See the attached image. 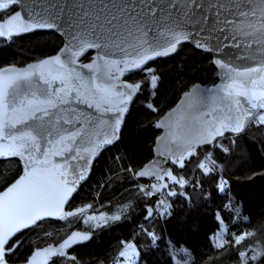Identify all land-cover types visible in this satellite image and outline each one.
<instances>
[{
	"label": "snow or ice",
	"instance_id": "1",
	"mask_svg": "<svg viewBox=\"0 0 264 264\" xmlns=\"http://www.w3.org/2000/svg\"><path fill=\"white\" fill-rule=\"evenodd\" d=\"M15 0H8V3H0V9L11 10L14 6ZM113 7H118L113 5ZM119 7V11L124 13L125 8ZM207 7L209 10L216 9L217 5L211 0L206 5H195V9H203ZM239 8L240 5H235ZM159 11L163 13L168 9L173 16L171 19L165 17L167 22V32L171 39L167 42V47L161 46L155 41V37L150 41L147 37L149 32L145 30L144 24L136 20L135 17H128L136 24V32L139 37H134L145 51V55L138 57L137 61L129 62L124 60L126 65L124 68H116V71L121 75L132 71H139L144 73L141 76L140 84H117L110 83L107 86L96 85V72L91 71L92 66L88 64L79 65V68H88L91 72L90 76L83 75L77 67L75 57L83 54L88 48L95 47L97 49L110 46L113 42L111 37L99 36V41L96 43L83 42L81 50L72 52L71 45L68 44L60 49V54L51 56L48 59L39 61L38 65H30L29 69H39L37 71H20L6 78L0 80V158L18 157L21 162H25L24 174L20 175L15 183H11L5 193L0 194V264H8L9 256L19 247L22 241L15 240L16 234L21 230H31L39 224L45 222L48 218L56 216L60 212L66 202L70 203V196L73 193L71 186L72 182L67 180V176L71 173L65 166L69 161L83 160L79 152L73 154L72 145L69 142H74L80 137L81 133L77 128H83L84 124L81 121L85 120L84 112L78 110L80 105H87L89 109L93 108V104L88 97L82 94V89L88 87V81L96 88V91L101 93V98L105 103H109L113 96L121 97L119 107H107L105 112L112 113L109 116V121L112 122V132L110 138L99 142L96 147L100 145L113 144L119 137L118 133L121 131L123 118L126 116L127 105L134 97L132 93H137L147 90L148 95H151L157 85L158 76L154 74V69L146 68V61L158 57L170 55L175 51L177 45L183 41L197 39L201 33H207V39L200 42L197 39L196 46L204 49L205 43L209 46L207 50L214 52L213 63L221 68H228L225 73L229 83L223 86V91L227 96L231 97L236 105H240V97L244 99L247 104L246 108H238L240 115L235 119L219 122L216 126L211 127L205 131L204 138L197 141L196 145L189 144L187 155L189 162L193 155L197 159L200 158L199 150L204 145H212L210 151L215 152L217 147L225 154H230L232 146L225 147L223 140L217 144V140L225 137L227 132L232 133V145H235L242 132L247 125L255 124L258 127L264 128V67H239L233 66L237 61L246 59L243 51H241L238 37L250 35L243 34L235 27V17L231 19L228 16H221L219 13L210 17L208 14H198L195 9L184 11L180 3L174 0H168L166 5L157 6L156 8H149L147 11ZM231 11V9L229 10ZM181 13H183L181 15ZM243 15V13H239ZM12 20L15 24L10 25L8 31L0 30V37H11L16 34H22L29 31L31 28H50L53 25L44 21H36L32 18L22 19L20 12H15ZM211 21V23H209ZM234 33V34H233ZM131 34V33H129ZM115 35V34H113ZM75 39V37H73ZM146 46V47H145ZM160 48V51H156ZM122 50V49H121ZM152 51L153 56H148L147 52ZM264 53V49L260 50ZM71 53V56H69ZM61 56L64 57L63 61ZM104 59L103 56L100 57ZM226 59V64H221V60ZM58 66V70L44 74L46 66ZM105 69H110L111 65L105 63ZM99 70V69H97ZM109 80L119 81L120 77L108 71L106 73ZM234 74V75H233ZM150 77V79H149ZM16 81L24 82L26 86L16 84L13 91L10 93L8 88L13 86ZM151 84V88H149ZM34 85V90L32 87ZM31 91L32 98L23 103V113L18 117L8 120L4 119L5 113L2 111L6 108H11L13 113L18 109L14 107L17 102V97L21 91ZM61 93H63L61 95ZM97 109L100 104H96ZM146 107L154 110L153 104L149 103ZM55 116V119H53ZM88 119H92L91 116ZM31 121V124L29 123ZM18 126H23L27 131H21ZM54 136H59L58 140L52 139ZM63 145L58 150L52 151L48 145ZM261 151H264V141L260 143ZM87 151V150H85ZM95 152V147L92 149ZM206 151H209L206 149ZM60 157L63 163H54L50 157ZM180 160V167L183 168V155L178 158ZM220 159V157H217ZM42 165V167H34L33 165ZM176 165V160L173 161ZM207 175L210 172H215L218 167L216 160L211 161L210 167H205L203 161L198 165ZM129 171L133 169L129 168ZM154 173L148 172H134V175L139 177L143 175L152 176ZM170 178L171 185L174 187L179 184L181 188L188 182L184 177L177 179L172 172H166ZM81 179L83 177H80ZM160 176H157V183L151 185L148 189L140 186L139 194L145 199L147 215L144 217L146 222H151L154 216H166L168 214V205L166 200L160 199L156 201V208L151 206L150 198L154 194H163V189L168 188V184H159ZM159 184V186H157ZM227 181H221L217 186L221 192L225 190ZM167 196H174L176 192L169 190ZM80 210L76 212H68V216L77 215ZM63 219V215L59 217ZM219 218V217H218ZM113 221L121 219L119 215L110 217ZM76 234H74L75 236ZM147 237L152 240L153 246H156L162 237H158L155 231H148ZM247 235L245 233L236 237V243L239 244ZM87 233L80 234L79 240L85 241L89 239ZM79 241L70 237L65 240L60 246L59 254L64 255L63 249L68 248L70 244H75ZM123 247H120L117 256L114 258V264H120L122 258L124 264H139L141 254L136 250L135 244L128 242L126 245L121 242ZM219 246V245H217ZM172 247L171 240H169V248ZM258 253H254L252 259H257ZM241 264H246L247 257L245 252H240ZM70 261L75 264V257H68ZM23 264H31L30 260H24Z\"/></svg>",
	"mask_w": 264,
	"mask_h": 264
},
{
	"label": "trees",
	"instance_id": "2",
	"mask_svg": "<svg viewBox=\"0 0 264 264\" xmlns=\"http://www.w3.org/2000/svg\"><path fill=\"white\" fill-rule=\"evenodd\" d=\"M14 9L16 6L0 13V18ZM62 42V37L53 30H36L9 39L0 38V67L12 63L23 65L53 54ZM91 55L92 51H89L83 60H88ZM147 66H153L154 73L158 75V85L149 98L154 110L138 101L139 96L146 97L145 92L137 94L118 140L95 160L89 177L73 195L69 206L88 203L95 208L101 203L105 212L112 216L118 213L121 219L113 221L109 218L90 231L89 239L64 252L75 257L77 264L79 261L82 264L98 261L112 264L121 242L131 241L141 254L139 264H241L240 252L254 245L259 249L257 259L248 258L246 264H264V155L259 151H252L249 169L240 172H226L219 167L218 171L206 175L196 167L197 158L193 155L191 161L194 159L195 170L190 175V171L185 172L190 163L186 159L185 166L179 170L175 168V171L179 176L183 172L185 176L182 177L188 182L183 188H177L176 195L167 196L168 214L154 216L151 222L143 219L146 204L139 188L144 185L148 189L150 187L148 180L135 176L134 172L153 156L154 138L159 133L155 126L158 117L192 84L209 86L217 80V69L211 55L190 43H181L173 55L156 59ZM142 75L144 73L134 71L127 79L141 83ZM250 125L246 129L258 127ZM261 129L264 133V128ZM218 152L220 156L225 155ZM217 154H213L215 160ZM20 172L18 159H0V190ZM222 177L227 179L223 192L217 187ZM72 217L47 219L52 227L44 238L37 237L35 242L31 237L34 228L17 234L13 243L19 238H22V243L8 261H22L34 248L60 241L78 227L67 222ZM222 224L227 229V240L217 246L212 236ZM61 229L68 232L62 233L59 240L52 241ZM148 231H155L163 239L153 246L146 235ZM245 233L251 235L237 244L236 237ZM49 264L60 262L52 257Z\"/></svg>",
	"mask_w": 264,
	"mask_h": 264
},
{
	"label": "water",
	"instance_id": "3",
	"mask_svg": "<svg viewBox=\"0 0 264 264\" xmlns=\"http://www.w3.org/2000/svg\"><path fill=\"white\" fill-rule=\"evenodd\" d=\"M168 0H15L14 6L16 9L9 12L5 17L0 19V30L8 31L10 25L16 23L12 20L15 12L21 13L22 19L32 18L36 21H44L50 23L53 26L50 28H31L29 25V31L22 34H16L13 36L23 35L36 30H54L63 38L61 46L53 54L41 57L39 59L27 62L23 65L6 64L0 67V80H6L7 77L14 75L20 71H37L39 69H29L30 65H38L40 60L48 59L51 56L60 54V49L70 44L72 52L80 51L83 42L96 43L99 41V36L111 37L112 44L108 47L97 49L95 47L88 48L83 51V54L75 57L78 70L87 76L91 75L88 68H79V65L88 64L92 66L91 71L96 72V85L107 86L110 83L117 84V90H119V84H132L134 82L127 79V76L132 72L121 75L116 71V68H124L126 65L124 60L129 62L137 61L138 57L145 55V51L141 48V45L134 37H139V33L136 32V24L133 23L128 17H135L137 21L144 24L145 30L149 32L147 37L150 41L155 37V41L161 46L167 47V42L171 39L167 32L165 17L172 18L173 13L168 9H165L163 13L157 8L156 11H147L149 8H156L157 6L166 5ZM174 2L180 3L184 11L195 9V5H206L209 0H174ZM212 3L217 5L216 9L209 10L207 7L203 9V13L200 9H195L198 14H208L210 17L219 13L221 16H228L230 19L235 17V27L243 34H250L238 37L240 42L241 51L244 52L246 59L237 61L233 66L239 67H264V53L260 50L264 49V0H211ZM0 3H8V0H0ZM239 4L240 7L236 8L235 5ZM116 5L118 7H113ZM126 7L124 13L119 11V7ZM231 9V11H229ZM7 9H0V13ZM243 13V15H239ZM183 13H181L182 15ZM211 23V21H209ZM131 33V34H129ZM115 34V35H113ZM234 34V33H233ZM11 36V37H13ZM11 37H0L3 39H9ZM75 37V39H73ZM200 42H204L207 39V33H201L197 38ZM197 39H191L183 41L181 43H190L195 48L207 52L212 57V63L214 59V52L208 49V45L205 43V48L201 49L196 46ZM179 43L175 51L170 55L154 57L146 61V65L150 62L164 57H169L176 52ZM146 47V46H145ZM122 49V50H121ZM156 51H160V48H156ZM92 51V55L88 60H83L85 55ZM148 56H153L152 51L147 52ZM71 56V53H69ZM104 59L101 60L100 57ZM64 57L61 56L63 61ZM111 65L110 69H105L103 65L105 63ZM227 60L222 59L221 64H226ZM217 69V80L209 86L201 83H194L189 86L185 91L181 93L178 100L173 106L167 109L156 121V127L160 130L154 138L152 146L153 156L151 159L141 165L136 172H152V176L143 175L139 178L150 180L149 185L157 183V176H160L159 184H168L169 187L163 189V193H167L170 189V178L165 175L166 172H172L174 176L179 179V175L173 168L167 166V161L172 159L176 160V169H182L180 165V158L183 155L185 163L188 158L187 151L188 145L197 144V141L204 138L206 130L216 126L219 122L228 121L229 119H235L240 115L238 108H246L247 104L242 97L238 98L241 104L238 106L234 100L227 96L222 90L223 86L230 81L225 76L228 68H221L213 63ZM99 69V70H97ZM58 70V66L50 65L44 69V74L47 77L48 71ZM108 71H111L115 75L119 76V81L109 80ZM234 75V74H233ZM16 84L26 86L22 81H16L15 84L8 88L11 93ZM140 84V82H135ZM34 90V85L31 86ZM63 93H61L62 95ZM82 94L88 97L89 101L93 104V108L89 109L87 105H80L78 110L84 112L85 120L81 121L84 124L83 128H77L81 135L74 142H69L72 145L73 154L79 152L80 156L84 157L83 160L69 161L65 165L70 175L67 176V180L72 182L73 193L69 200L71 201L73 195L77 192L80 185L87 180L91 173V169L95 160L99 157L101 152L110 147V145H100V141L110 138L112 132V122L109 121V116L112 113L105 112L107 107H119L121 97L113 96L109 103H105L101 98L102 94L96 91V88L92 85L91 81H88V87L82 89ZM133 99L128 102L127 114H129L131 105L137 96V93H132ZM31 91H21L17 97V102L14 105L18 109L16 113L11 111V108L3 109L5 113L4 119L8 120L14 117H18L23 113V103L31 99ZM96 104H100V108L95 107ZM91 116L92 119H88ZM126 116L123 118L121 131L125 123ZM55 119V116H53ZM31 124V121H29ZM21 131H27L23 126H18ZM247 127V126H246ZM121 131L118 133L120 136ZM230 133V132H227ZM226 133V134H227ZM232 134V133H231ZM52 139L58 140L59 136H54ZM50 150L56 151L63 145H48ZM95 147V152L92 149ZM87 150V151H85ZM18 159V157H10ZM5 159V158H0ZM9 159V158H7ZM54 163H63L60 157H50ZM20 161V160H19ZM21 172L19 175L3 187L0 190V194L5 193L11 183H15L16 179H19L20 175L24 174L25 162H21ZM34 167H42V165H33ZM181 174V173H180ZM80 177H83L82 179ZM157 184V186H159ZM179 187V184H176ZM176 192V190H174ZM160 194H154L150 198L151 206L153 207L154 198ZM69 203L66 202L60 212L56 213L55 217L48 219H60L63 215V219L69 217L68 212L82 211V206L68 207ZM146 209V208H145ZM78 212V213H79ZM147 215L145 211L144 217ZM145 220V219H144ZM26 230V229H24ZM24 230H21L24 231ZM20 232V233H21ZM19 234V233H18ZM74 234H76L74 236ZM80 234H84L81 231H73L62 238L57 243H49L41 247L34 248L30 254L24 260H30L31 264H49L51 258L58 256L60 246L65 240L70 237L76 239L77 243L70 244L68 248L63 249V252L72 246L84 242L79 240ZM90 237V234L87 233ZM17 235V234H16ZM22 241V238L18 239ZM86 241V240H85ZM15 243V242H14ZM10 262L8 264H23V261Z\"/></svg>",
	"mask_w": 264,
	"mask_h": 264
},
{
	"label": "rangeland",
	"instance_id": "4",
	"mask_svg": "<svg viewBox=\"0 0 264 264\" xmlns=\"http://www.w3.org/2000/svg\"><path fill=\"white\" fill-rule=\"evenodd\" d=\"M146 68L154 69L153 66H147ZM149 79H150V77H149ZM149 88H151V84H149ZM141 92H145L146 97L142 98L139 96L138 101H141L145 105L151 103L149 101V98L153 95L154 92L151 95H148L147 90H144ZM141 92H139L138 95H140ZM138 101H137V103H138ZM251 125H254V124H251ZM260 131L263 133V129H261L260 127H255V128L254 127H248L246 130H244L242 132L239 139L236 141L235 145H232V136H228L227 138L223 139V145L225 147H228L229 145H231L232 151L230 154H225V155L220 156L218 153L216 155V160L218 161L220 169L222 168L226 172H240L243 169H246V171H247V169H249V163L251 161L252 151H259L260 153H263V155H264V151H261V149H260V143L264 139V136H263L264 133L262 134ZM252 147L254 148V150H252ZM200 150H199V153H201ZM201 156L202 155H200V157ZM217 157H220V159H217ZM199 159H197L196 163L199 161ZM193 160L190 161V163L188 165L189 169L185 170V172L190 171V175H193L194 170H195L193 168V163H194ZM168 162H170V161H168ZM182 175L185 176V174H183V172H182L179 177H182ZM225 176H226V174H225ZM220 180L227 181V179L225 177H222ZM177 188H179V187H177ZM160 199H164L167 202V195L162 194V195L157 196L154 199V204H153L154 209L156 208V201L160 200ZM94 207L95 208H91V210H87L85 212H83L84 211L83 210L82 212H79L74 217L70 216L72 218L67 219V222L78 226L73 231H81L84 233L89 232L91 234L90 231L92 229L97 228V226H100L103 223L107 222V220L112 216V215H110L109 212L104 211V208L101 205V203L99 205L94 206ZM115 215H118V213H115ZM50 227H52V225H50L48 223V221H45V222L39 224L38 226L34 227L33 233L31 235V237L34 239V242L38 240L37 237L44 238L45 237L44 234L48 233V229L50 230ZM53 227H55V225ZM79 227H81V229H79ZM73 231H71V232H73ZM67 232H68L67 230L61 229L59 231L57 237L54 238L52 241L59 240V238ZM71 232H69V233H71ZM212 240L214 241V243L216 245L222 244L223 242H225L227 240V229L224 227L223 224L214 233V235L212 236ZM128 242H131V241H127L124 244L126 245ZM56 243H57V241H56ZM123 246L124 245H122L121 247H123ZM118 251H117V253H118ZM243 252H245L247 259L248 258L252 259L254 253L259 254V249H258V247L252 245L249 249H247V250L244 249ZM117 253L115 254V257L117 256ZM68 257H72V256L67 255V253L64 252L63 256L58 254L57 259L59 260L60 264H73V262L70 261L68 259ZM113 262H114V259H113ZM75 264H77V263H75ZM79 264H82V262L79 261ZM88 264H93V263L88 262ZM95 264H101V262L98 261ZM108 264H110V263H108ZM112 264H114V263H112ZM120 264H124V261L122 258L120 259Z\"/></svg>",
	"mask_w": 264,
	"mask_h": 264
},
{
	"label": "bare ground",
	"instance_id": "5",
	"mask_svg": "<svg viewBox=\"0 0 264 264\" xmlns=\"http://www.w3.org/2000/svg\"><path fill=\"white\" fill-rule=\"evenodd\" d=\"M53 31H54V30H53ZM1 39H3V38H1ZM62 39H63V38H62ZM203 52H204V51H203ZM92 53H93V52H92ZM172 55H173V54H172ZM146 66H147V65H146ZM174 104H175V103H174ZM174 104H173V105H174ZM173 105H172V106H173ZM127 115H128V114H127ZM160 116H161V115H160ZM160 116H159V117H160ZM126 117H127V116H126ZM159 117H158V118H159ZM155 126H156V123H155ZM247 126H248V125H247ZM156 128H157V127H156ZM157 129H158V128H157ZM159 131H160V130H159ZM228 134H231V133H227L226 135H228ZM221 138H223V137H221ZM221 138H219V139L217 140V144H219ZM202 147H204V149L201 150V153L203 154V153L206 152V149H208V150L210 151V149L212 148V145H204V146H202ZM218 150H219V147H217V149H216L215 152L210 151V154H211L210 157H211L213 160H215L213 154H214V153H219ZM219 151H220V150H219ZM201 153H200V155H202ZM220 153H223V152L220 151ZM168 161H172V162H173L172 159H169ZM168 161H167V162H168ZM167 162H166V163H167ZM216 163H217V165H218V167L216 168V170L218 171V170H219V164H218L217 161H216ZM184 164H185V163H184ZM196 164H197V163H196ZM199 169H200V168H199ZM200 170H201V169H200ZM202 171H203V170H202ZM203 172H204V171H203Z\"/></svg>",
	"mask_w": 264,
	"mask_h": 264
},
{
	"label": "flooded vegetation",
	"instance_id": "6",
	"mask_svg": "<svg viewBox=\"0 0 264 264\" xmlns=\"http://www.w3.org/2000/svg\"><path fill=\"white\" fill-rule=\"evenodd\" d=\"M3 12H4V11H3ZM1 13H2V12H1ZM7 14H8V13H7ZM7 14H6V15H7ZM6 15H5V16H6ZM5 16H4V17H5ZM2 18H3V17H2ZM2 18H0V19H2ZM168 163H169V164H167V166L173 168V170L175 171V168H176V167L174 166L173 162L170 161V162H168ZM149 182H150V180H148V184H149ZM149 187H150V185H149ZM170 189H174V190H176V189H177V186H176V185H175L174 187L171 186ZM163 194H166V193L164 192ZM160 195H162V194H160ZM158 196H159V195H158ZM156 197H157V196H156ZM156 197H155V198H156ZM155 198H154V199H155ZM71 202H72V201H70V203H71ZM70 203H69L68 207L71 206ZM153 204H154V203H153ZM80 206H82V211L84 210L83 212H85V211H87V210H91V206H90V204H88V203L85 204V205H80ZM69 208H70V207H69ZM82 211H81V212H82ZM87 233H89V232H87ZM89 234H90V233H89ZM51 259H52V258H51Z\"/></svg>",
	"mask_w": 264,
	"mask_h": 264
},
{
	"label": "built area",
	"instance_id": "7",
	"mask_svg": "<svg viewBox=\"0 0 264 264\" xmlns=\"http://www.w3.org/2000/svg\"><path fill=\"white\" fill-rule=\"evenodd\" d=\"M210 156H211L210 151H206L205 153H203L202 156L200 157L199 161L197 162L196 167H198V165H199V163L201 161L204 162L205 167H210L211 166V161L213 160ZM219 181L220 182L218 183V185L221 183L222 180H219Z\"/></svg>",
	"mask_w": 264,
	"mask_h": 264
}]
</instances>
